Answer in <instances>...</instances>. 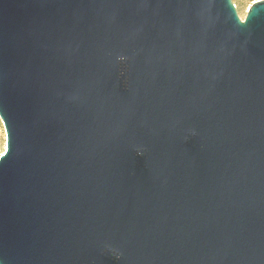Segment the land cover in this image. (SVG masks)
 <instances>
[{
	"label": "water",
	"instance_id": "obj_1",
	"mask_svg": "<svg viewBox=\"0 0 264 264\" xmlns=\"http://www.w3.org/2000/svg\"><path fill=\"white\" fill-rule=\"evenodd\" d=\"M0 264H264V0H0Z\"/></svg>",
	"mask_w": 264,
	"mask_h": 264
},
{
	"label": "rangeland",
	"instance_id": "obj_2",
	"mask_svg": "<svg viewBox=\"0 0 264 264\" xmlns=\"http://www.w3.org/2000/svg\"><path fill=\"white\" fill-rule=\"evenodd\" d=\"M234 1L241 15V18L244 19L249 7L254 2L259 1V0H234ZM5 145H6L5 133H4L2 123L0 121V156L3 155L5 152Z\"/></svg>",
	"mask_w": 264,
	"mask_h": 264
}]
</instances>
